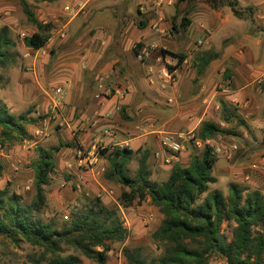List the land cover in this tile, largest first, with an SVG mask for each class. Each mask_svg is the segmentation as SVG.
Returning <instances> with one entry per match:
<instances>
[{
	"label": "rangeland",
	"instance_id": "374dc122",
	"mask_svg": "<svg viewBox=\"0 0 264 264\" xmlns=\"http://www.w3.org/2000/svg\"><path fill=\"white\" fill-rule=\"evenodd\" d=\"M76 1L83 7L78 13L65 12L64 6L59 12L60 8L51 4L25 0L39 21L51 24L45 46L32 50L24 46L23 38L36 29L26 20L19 0H0V27H8L18 53L12 65L0 67V101L10 113L26 114L29 121L25 125L27 137L22 141L10 144L0 139V162L4 167L0 188L8 186L22 197L23 203H30L34 194L31 163L36 158L35 148L71 143V147H64L55 155V170L44 188L46 204L39 217L45 222L50 219L59 223L67 221L74 209L85 204L86 198L99 197L105 202L103 204L117 209L127 231L123 243L110 244L105 264H127L123 250L134 247H141L146 258H158L161 248L151 242L150 234L158 228L162 215L149 198L140 204L134 201L130 207H123L120 194L129 190L103 177L108 167L104 158L106 152L117 146L98 144L96 136L83 141L85 134L95 129L93 122L100 117L107 101L127 96L126 104L113 111L112 118L108 111L103 112L102 117L110 119L106 128L112 135L130 134L128 137L133 138L140 134L147 138L126 167L131 177L137 170L140 154L148 150L149 179L156 183L165 181L170 169L152 158L153 152L158 150V136L161 132H190L192 139L184 142L185 151L179 166H187L190 159L199 156L204 145H208L216 158L211 172L215 182L209 184V190H218L227 197L229 185L234 184L264 195L262 15L257 18L251 7L238 4L242 12L238 19L228 8L211 9L207 0H196L187 13L185 0H71L68 3L71 9L75 8ZM218 12L222 13V20L228 16L229 24L236 26L219 28L215 18ZM182 18L193 22L192 26L180 28ZM163 29L167 32H161ZM229 46L233 54L241 52L247 60L249 53L253 57L254 68L259 71L248 81L240 79L236 83L235 77H240L235 70L237 62L231 58L232 63L227 62L225 49ZM133 49L141 53L144 72L136 62L129 67L119 64L123 52L128 59ZM168 52L185 56L186 62L179 65L180 73L173 71L177 63L169 62L173 57H165ZM114 59L118 62L116 71L112 72L106 65ZM202 60L209 61L200 73ZM99 65L103 68L96 71ZM206 73L216 79L208 92H213V88L215 92L222 91L229 81L232 86L227 94L232 96L229 99L216 96L218 108L213 110L211 118L203 119L194 130L187 129L182 126L184 113L192 110L194 97L199 94L197 85ZM178 74L181 80L176 84ZM56 88L64 92L59 104L53 94ZM223 105L229 112L224 113ZM190 113L187 117L193 116ZM224 115L231 121L224 122ZM204 121L214 123L229 134L217 135L204 143L193 141ZM93 156L96 161L100 159L104 169L90 171L87 161ZM253 164L257 169L252 168ZM232 228L233 224L221 226V234L227 240L231 238ZM39 253L23 241L15 245L0 237V264H33L31 261ZM69 254L78 257L82 264H96L64 247L63 255ZM220 262L212 258L208 264Z\"/></svg>",
	"mask_w": 264,
	"mask_h": 264
},
{
	"label": "trees",
	"instance_id": "16d2710c",
	"mask_svg": "<svg viewBox=\"0 0 264 264\" xmlns=\"http://www.w3.org/2000/svg\"><path fill=\"white\" fill-rule=\"evenodd\" d=\"M31 1L53 3L56 0ZM185 1L187 13L196 0ZM206 2L213 10L225 7L234 17H242L237 0ZM19 3L26 20L36 29L23 38V44L29 49L40 50L49 39L51 24L39 21L25 0H19ZM189 24V19L182 18L179 26L185 29ZM172 27L175 29V25ZM17 56L8 27H0V67L12 65ZM177 58L178 65L185 60L183 55H177ZM207 61L202 60L199 65L200 73ZM223 111L229 112L225 105ZM223 120L231 121L226 115ZM28 123L26 114L10 113L0 101L2 142L13 144L25 139ZM238 123L244 125L243 121ZM224 134L229 133L204 121L193 141L204 143ZM71 146V143H65L35 148L36 158L31 163L34 194L30 203H23L22 197L8 186L0 188V237L15 245L23 241L38 249L40 253L31 261L33 264H82L73 254L63 255L64 247L96 264H105L110 244L123 243L127 237L117 209L106 206L99 197L86 198L85 204L74 209L67 221L59 223L50 219L45 222L39 217L46 204L44 188L55 170V155L62 148ZM106 153L104 158L108 167L104 179L129 190L120 194V204L127 208L134 201L140 204L149 198L151 205L162 215L158 228L150 234L151 242L161 248V255L156 259L146 258L141 247L126 248L123 255L127 264H208L212 258L220 259L218 264H264V195L234 184L229 185L227 197L218 190H209V184L215 182L211 172L216 158L208 145H204L201 154L193 156L184 167L179 166L181 154L180 162L168 167V177L161 183L149 179L148 150L140 154L134 177L126 170L134 154L131 149L115 147ZM3 169L0 162V179ZM223 223L233 224L230 240L221 234Z\"/></svg>",
	"mask_w": 264,
	"mask_h": 264
},
{
	"label": "crops",
	"instance_id": "0c3cea01",
	"mask_svg": "<svg viewBox=\"0 0 264 264\" xmlns=\"http://www.w3.org/2000/svg\"><path fill=\"white\" fill-rule=\"evenodd\" d=\"M237 1H238V4H239L240 7L245 6V5H248L249 7H251L252 10L255 12V17L258 18V15H262L260 17L261 20H262V21H260V24H261V27L264 28V0H237ZM70 2H71V0H56L55 2L48 3V4H51L52 6H54V8H60V7L64 6L63 10L65 12L66 11H71V12L78 13L83 8L82 5L80 4V2L76 1L75 8L71 9V7L69 6L70 4H68ZM58 11L61 12V8L58 9ZM217 14L218 15H216L215 18L217 19V25H218L219 28H223V27H226L228 25H232V24H229L230 21L228 19V16L226 17L227 19L224 21L221 18V14L222 13L218 12ZM192 23L193 22H190L189 26H192ZM154 26L157 27V25H154ZM232 26H236V25L233 24ZM203 27H204V25H203ZM172 30L174 31L175 29H173V27H172ZM161 32L166 33L167 31H165L163 29V30H161ZM231 32H234V31H231ZM168 34H169V37H170V33H168ZM260 34L264 36V32H261ZM141 36H143V33L141 34ZM121 37L125 38L123 35H120V38ZM250 37L254 38L255 36L253 37V36L250 35ZM139 38H141V37H139ZM251 41L253 42L252 39H251ZM143 51H144V54L147 53L144 48H142V52ZM225 51H226V54L228 55V57H227L228 61L227 62L232 63L230 58L234 59L237 62V67H236L235 70H236V73H238L239 77H240V78H238V77L236 78L235 77V80H237L236 81L237 84L240 82V79L242 81H245V80L248 81V79L251 78V76L254 75V73L256 74V72L259 71L257 68H254L255 61H254V59H253V57L251 56L250 53H249L248 60H247L242 55L241 52H237V53L235 52L233 54V51L231 50V46L226 48ZM160 52H161V56H162L163 55L162 49L160 50ZM191 53L192 52L190 51L189 54H191ZM123 54L125 56L124 52H123ZM128 54L129 53H127V56H128ZM129 55H131V56H129L128 59H127V57H124V56H123L124 58L123 57L121 58V60L119 61L120 62L119 63L120 66H128V67L129 66H134V62H136L139 65V68H141L140 70L144 72L145 65H144L143 60H141V58H140L141 57V53L140 54L136 53V52H134V49H133V51H131V54H129ZM168 56H171V57L174 58V59L173 58L169 59V62L171 64H175V62L177 63L178 58H177L176 54L168 52L165 57H168ZM117 62H118V59L117 60L116 59L112 60L111 62H109L106 65V68L110 67L112 72L116 71L115 66H117V64H116ZM185 62H186V58L182 62V64L185 63ZM179 65L177 64V66L173 69L174 72H179L180 71V66ZM94 67H95V65H93L92 68H94ZM101 67H102V65H99L98 67H96V71H101ZM234 67L235 66H233V65L231 66L232 69ZM179 76H180V74H178V79L176 78V84H178L180 82V80H181V76L180 77ZM191 80H193V78ZM215 81H216V79H214L213 77H210L209 74H207V73L202 75V78L200 79V81H199V83L197 85V90H196L199 94L194 97V104L192 106V110L190 111V112L193 113V116L187 117V115H190L191 113L190 112L184 113L185 118L183 119L184 122L182 123V126H184L187 129H193L194 130L195 128H197V126L199 125V123L203 119L206 120L208 117L211 118L213 110L218 108L217 103H216V98H215L216 96H220L221 95V96H224L226 99L231 98L229 96H232V95H228L227 94L228 89L232 86L231 82H230V85L228 86V88L225 87V88L221 89L222 91L215 92L214 88H213V90H212L213 92H211V93L208 92L209 88L211 86H213L212 84L215 83ZM120 82H122V81L120 80ZM244 87L245 86H243V88ZM243 88L240 87L241 90ZM208 93H210V94H208ZM116 98L117 97H114V99H110L109 101H107L108 103H106V105H104L106 108H102V110L100 112V114H101L100 117L96 121L93 122V124H94L93 127H95V129H93V132L85 134V136L83 137V141L88 140V138L90 139V137H92V136H96V142H98V140L101 138L102 142L104 144H110L112 146H118L122 142H127L130 145V147L132 146V149L131 148L130 149L135 153L139 148H141L142 144L146 143L147 138H146L145 135L138 134L136 137L129 138L128 136H131L130 134L123 135L122 133H120L119 135H113V136H109V135L108 136H103V134H102V130L104 128H106V127L108 128L109 123L111 122L110 119H105L104 117H102V113L108 111V112H110L112 114L111 115V118H112L113 117V111H118V108H120L121 105L126 104L127 96L122 97V99H119V100L116 99ZM233 100H235V99H233ZM96 104H97V102H96ZM194 114H195V116H194ZM173 133H176V132H173ZM159 146H160V144H158L157 147L156 146H154V147H156L158 149ZM152 158H153V154H152ZM100 162H101L100 159H98L96 161L95 165L91 166L90 171L93 172L94 169L96 171L99 170V169L100 170L104 169L103 166L100 164ZM107 198L110 199L111 197L107 196ZM101 200H102V202H104L103 199H101Z\"/></svg>",
	"mask_w": 264,
	"mask_h": 264
},
{
	"label": "built area",
	"instance_id": "2783aa9c",
	"mask_svg": "<svg viewBox=\"0 0 264 264\" xmlns=\"http://www.w3.org/2000/svg\"><path fill=\"white\" fill-rule=\"evenodd\" d=\"M161 2V0H160ZM230 82H225V87H228ZM53 94L56 100V103L59 104V100L63 97L64 92L61 88H56L53 90ZM103 136H113L109 129L105 128L102 130ZM192 135L190 132H161L158 136L159 140V148L153 153V159L157 160L159 164L163 167H170L175 163L180 162V155L185 151L184 142L187 140H191ZM102 139L98 140V144H101ZM199 144V143H197ZM118 148H127L130 149V145L127 142H122L118 146ZM232 148H235L234 146ZM101 150V149H100ZM96 158L95 156L91 157L87 161V165L89 167L95 165ZM253 169H257V165H252Z\"/></svg>",
	"mask_w": 264,
	"mask_h": 264
}]
</instances>
